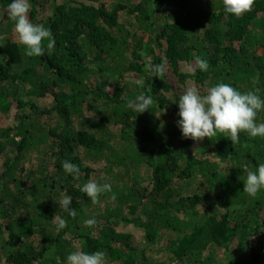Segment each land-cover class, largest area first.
<instances>
[{
    "label": "trees",
    "instance_id": "obj_1",
    "mask_svg": "<svg viewBox=\"0 0 264 264\" xmlns=\"http://www.w3.org/2000/svg\"><path fill=\"white\" fill-rule=\"evenodd\" d=\"M11 2L0 0V264H67L77 249L104 251L106 264H264V189L245 193L241 169L264 162V138H183L179 97L145 71L200 56L202 92L223 82L264 99V0L239 17L223 0H30L56 42L42 57L25 54ZM140 93L154 101L144 113L127 107ZM90 179L112 186L98 204L80 190ZM130 226L152 246L141 250Z\"/></svg>",
    "mask_w": 264,
    "mask_h": 264
},
{
    "label": "clouds",
    "instance_id": "obj_2",
    "mask_svg": "<svg viewBox=\"0 0 264 264\" xmlns=\"http://www.w3.org/2000/svg\"><path fill=\"white\" fill-rule=\"evenodd\" d=\"M255 0H223L224 10L237 17L245 14L254 7ZM7 16L14 23V31L18 35L19 43L25 46V54L29 57H42L46 53L51 55L55 48V38L50 28L43 24L34 23L30 19V0H12L7 6ZM141 55H144L141 53ZM195 64L188 65V71L196 70L206 72L209 62L200 56L194 57ZM145 71L151 72L163 80L166 75L167 60L162 58V62L152 64L146 62ZM258 79L254 78L252 83L256 85ZM141 87L143 80L135 81ZM260 90H249L241 92L227 83H218L207 88L204 92L195 85L186 86L178 100L180 119L177 121L178 127L185 139L201 141L204 138L211 139L219 133L226 135L233 145L239 142V133L246 131L251 138H264V122L258 123L257 117L264 111V99L259 94ZM154 101L151 96L144 93L138 94L135 99L128 101L127 107L138 113H144ZM197 148H194L193 155ZM63 169L78 178L80 168L70 160L62 162ZM246 179L243 180V191L251 197H256L261 189H264V162L252 168L245 163L241 166ZM91 199L93 204L99 203L101 194L112 192L109 183L100 184L94 180H89L80 189ZM111 199L115 200V193ZM72 199L68 195L62 194L58 204L60 208L68 213L73 219L77 212L71 208ZM57 203V202H56ZM57 225L58 230L67 226L65 218L56 215L52 220ZM86 227L94 228L98 221L95 218L84 221ZM67 264H106V253L95 251L88 253L82 250H74L67 255Z\"/></svg>",
    "mask_w": 264,
    "mask_h": 264
},
{
    "label": "rangeland",
    "instance_id": "obj_3",
    "mask_svg": "<svg viewBox=\"0 0 264 264\" xmlns=\"http://www.w3.org/2000/svg\"><path fill=\"white\" fill-rule=\"evenodd\" d=\"M127 19L128 18H125V21H128ZM131 23L134 26L136 25V23H134L132 21H131ZM11 30H13V29H11ZM188 65H189L188 63L181 61V62H179L178 66L176 68H174L173 65L169 61H167L168 71H167L165 76H166L168 83L172 86V88L174 89V91L178 97H180V95L183 93L186 86H191V85L196 86L194 79L191 77L193 72L188 71ZM202 146H204L203 143H201L199 145V147H198L199 150L204 151L208 155H210V153L208 151H205L206 148H204ZM98 215H99L98 209H94V210H91L89 212V216L91 218L96 219L98 217ZM125 231H128L129 233H133L134 238H135V240H136V242H137V244L141 250L145 249L146 247L148 248V247L152 246L150 244H147L144 241L143 237H141V235H140V232L138 230H136L135 228H133L131 226L126 227ZM220 256H222V255L220 254Z\"/></svg>",
    "mask_w": 264,
    "mask_h": 264
}]
</instances>
